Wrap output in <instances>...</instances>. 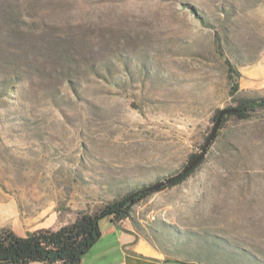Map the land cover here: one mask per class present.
I'll return each instance as SVG.
<instances>
[{
  "label": "rangeland",
  "instance_id": "obj_1",
  "mask_svg": "<svg viewBox=\"0 0 264 264\" xmlns=\"http://www.w3.org/2000/svg\"><path fill=\"white\" fill-rule=\"evenodd\" d=\"M226 59L264 97V0H0V228L57 230L177 173L237 105ZM246 113L133 207L167 258L264 264V106Z\"/></svg>",
  "mask_w": 264,
  "mask_h": 264
},
{
  "label": "trees",
  "instance_id": "obj_2",
  "mask_svg": "<svg viewBox=\"0 0 264 264\" xmlns=\"http://www.w3.org/2000/svg\"><path fill=\"white\" fill-rule=\"evenodd\" d=\"M217 42H219L218 38ZM217 46L220 47L218 43ZM225 62L228 70L229 95L237 103L234 107H243V110L236 114L224 115L221 120V127L227 120V117L231 115L246 118L248 116L246 111L249 108L264 106V97L239 96L240 86L237 78L241 75L240 71L229 59H226ZM7 93H10V87L6 88L3 92V94ZM218 110L214 112L213 119H215ZM217 136L218 132L214 139ZM195 155L196 153L191 154L188 161ZM204 158L205 155L191 169L172 179L165 186H174L181 183L194 172ZM150 185L135 188L122 197L96 207L92 212H80L72 223L64 225L57 230L39 229L21 236L11 229L0 228V264H29L30 262L82 264L84 255L98 240L100 237L98 235L101 234L99 225L96 226L95 224L96 221L99 222L101 219L107 218L109 222L118 224L130 218L132 209L136 204L148 198L155 191L165 187L163 186L157 190H148L147 188ZM177 261L195 264L190 261L187 263L186 260L181 261V259Z\"/></svg>",
  "mask_w": 264,
  "mask_h": 264
},
{
  "label": "crops",
  "instance_id": "obj_3",
  "mask_svg": "<svg viewBox=\"0 0 264 264\" xmlns=\"http://www.w3.org/2000/svg\"><path fill=\"white\" fill-rule=\"evenodd\" d=\"M103 237H107V242L110 244L101 250L92 252L93 246ZM97 241L84 255L82 264H186L183 260L180 262L177 261L179 259L167 258L127 219L118 224L111 222L106 224ZM106 249H113L117 253L116 256L109 255ZM186 262L189 263V261ZM35 263L30 262L29 264ZM40 264L44 263L40 262Z\"/></svg>",
  "mask_w": 264,
  "mask_h": 264
},
{
  "label": "water",
  "instance_id": "obj_4",
  "mask_svg": "<svg viewBox=\"0 0 264 264\" xmlns=\"http://www.w3.org/2000/svg\"><path fill=\"white\" fill-rule=\"evenodd\" d=\"M243 110V107H225V108H221L218 110L217 115L214 119L212 128L209 132V134L207 135L200 151L193 157L191 158L186 164L185 166L179 170L177 173L167 176L162 180H159L158 182L150 185L147 189L148 190H157L165 185H167L172 179L180 176L181 174L185 173L186 171H188L189 169H191L206 153L209 147V144L212 142V140L214 139V137L216 136V133L221 125V120L222 117L226 114H236L239 113ZM96 226L99 225V222L96 221ZM100 236V234L98 235V237Z\"/></svg>",
  "mask_w": 264,
  "mask_h": 264
}]
</instances>
